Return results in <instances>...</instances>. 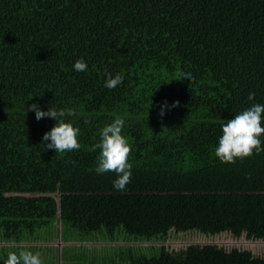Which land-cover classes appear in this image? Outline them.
Listing matches in <instances>:
<instances>
[{
	"label": "trees",
	"instance_id": "1",
	"mask_svg": "<svg viewBox=\"0 0 264 264\" xmlns=\"http://www.w3.org/2000/svg\"><path fill=\"white\" fill-rule=\"evenodd\" d=\"M106 72L123 83L106 88ZM253 103L264 105V0H0V264L21 250L106 264L84 244L119 241L127 264H264L239 247L167 245L180 233L264 243V152L215 155L222 125ZM33 104L74 109L79 150L47 149L57 122ZM117 117L131 147L123 191L92 150Z\"/></svg>",
	"mask_w": 264,
	"mask_h": 264
},
{
	"label": "clouds",
	"instance_id": "2",
	"mask_svg": "<svg viewBox=\"0 0 264 264\" xmlns=\"http://www.w3.org/2000/svg\"><path fill=\"white\" fill-rule=\"evenodd\" d=\"M74 70L84 72L87 70V64L84 59L77 60L74 64ZM107 80L105 87L115 89L123 83V75L116 74L113 78L111 73L106 72ZM185 79H192L189 73ZM248 99L254 100V94L250 93ZM178 101L176 104L178 105ZM175 106V105H174ZM28 111H35L36 119L48 117L56 120V125L43 137L44 141H51L46 145L47 149H53L56 153L70 152L79 150L80 144L78 136L80 129L74 127L72 123L66 122V116H74V109H63L57 111L50 107L48 111H41L36 104L31 105ZM264 105L253 103L252 106L235 115L233 119L228 120L222 125V136L219 138L218 146L215 149V155L221 163L234 164L236 159L251 157L254 153L264 152L261 146V136H264ZM125 121L117 117L112 123L104 126L100 132V142L93 146V151L99 150L97 156V174L114 172L117 179L113 186L119 191L126 189L131 182L132 165L128 162L131 153V147L127 139L122 135V128ZM39 252L21 250L9 252L4 264H43Z\"/></svg>",
	"mask_w": 264,
	"mask_h": 264
},
{
	"label": "rangeland",
	"instance_id": "3",
	"mask_svg": "<svg viewBox=\"0 0 264 264\" xmlns=\"http://www.w3.org/2000/svg\"><path fill=\"white\" fill-rule=\"evenodd\" d=\"M195 234V233H193ZM191 234V236H184L187 235V233H180V234H174V237L176 238H172L170 241L167 242V245L171 248V249H179L182 247H185L187 245H189L190 243H200V244H206V243H213V244H218L221 246L226 247L227 249H230L232 247H239L242 249H248L253 251L254 253H260L264 255V243H252L246 240H234L232 238H230L229 236H222V237H208L206 235H193ZM74 236H76V234H74ZM60 242H62L61 240H59ZM55 242V241H54ZM60 242H55L53 245L54 246H60ZM122 243V241L120 242H115V243H105V244H120ZM91 243H85L84 245L87 247H90ZM158 248L159 246H155V248L149 252L146 253L147 255L153 256L158 254ZM116 250V249H115ZM115 250H111L112 252H107L109 255H106L107 259V263L106 264H127L125 263V260L121 259L122 256H127L126 255H122V252L124 251L123 247H121L115 254L113 253ZM141 250H138V253H140ZM99 254V253H98ZM101 255V254H99ZM102 256V255H101ZM98 264V263H96Z\"/></svg>",
	"mask_w": 264,
	"mask_h": 264
},
{
	"label": "crops",
	"instance_id": "4",
	"mask_svg": "<svg viewBox=\"0 0 264 264\" xmlns=\"http://www.w3.org/2000/svg\"><path fill=\"white\" fill-rule=\"evenodd\" d=\"M63 245V243H60V246L59 247H61ZM96 245V244H95ZM106 245H108L109 247H110V249H108L107 251H106V247H104L103 245H98V246H90V247H85V248H87V250L89 249L90 250V252H91V250L95 253H99V254H101L102 256V258L104 259V254L105 253H107V252H112L111 250H119V248H121V247H123V249L124 248H126V246H127V244H124V243H120V244H106ZM116 245V246H115ZM114 251V252H117V251ZM99 258V257H98Z\"/></svg>",
	"mask_w": 264,
	"mask_h": 264
}]
</instances>
